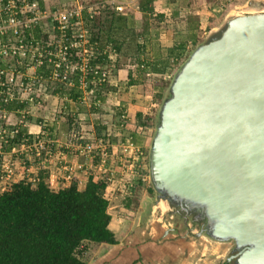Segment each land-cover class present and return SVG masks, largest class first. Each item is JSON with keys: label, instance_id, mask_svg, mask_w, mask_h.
<instances>
[{"label": "water", "instance_id": "1", "mask_svg": "<svg viewBox=\"0 0 264 264\" xmlns=\"http://www.w3.org/2000/svg\"><path fill=\"white\" fill-rule=\"evenodd\" d=\"M148 167L197 235L234 243L224 264H264V12L230 16L175 71Z\"/></svg>", "mask_w": 264, "mask_h": 264}, {"label": "crops", "instance_id": "2", "mask_svg": "<svg viewBox=\"0 0 264 264\" xmlns=\"http://www.w3.org/2000/svg\"><path fill=\"white\" fill-rule=\"evenodd\" d=\"M38 1H42L43 7H52L50 0ZM73 1L76 2L74 4H80L77 3V0H56V4L54 5L62 7L66 3ZM112 1L123 4L125 11L123 10L120 13L113 11L115 14H121L125 17V28L131 35L133 22L136 24L140 20L141 26L144 20L147 24L146 34L150 36L149 40L144 41L140 38V42L136 41L142 44V46L135 57H131V53L126 55L129 58V62L127 63L129 65H126L125 68H117L114 63L115 78L112 79L111 85L117 84L118 80L126 84L128 83L127 85L130 87H135L141 80V77L146 74L163 76L164 74H168L169 71L172 72L177 67L176 62L184 60V57H187L196 46L203 43L205 38L214 35L224 25L226 20L231 16L233 9L238 7V3L240 2V0L229 2L227 0H153L150 5L152 12L147 14H143L138 9L139 0H96L94 2L85 1L83 3L94 4L100 8L102 5H107L108 2ZM251 1L246 0L249 3ZM58 8L52 7L50 10ZM129 10L131 12H128ZM86 16L88 17V14L84 10L82 13L84 21ZM116 30L118 29L114 28V31ZM114 31H110L109 37L114 38L116 41L119 40V43L123 42L124 45L130 42L127 38L124 40L117 39L113 35ZM153 35H155L154 40L151 38ZM107 38H104L103 42L108 40ZM102 45L104 44L102 43ZM138 64H141L140 66H143V68L139 67ZM152 68L155 71H150ZM37 73L40 74L38 71ZM72 77L73 75L71 79ZM130 77L133 80L135 78L137 82L130 84ZM72 84V86L67 85V88H69L67 91L70 90V92L65 91L62 94L63 90L61 89H58L59 92L56 91L57 93L51 92L52 95L48 97L46 105L47 109L49 108V113L44 116L54 117L49 118L46 123L42 120L44 117L42 110L32 109L30 111V132L34 134L41 132L40 135L42 133L47 134V145L51 147L55 157V161L53 160L54 162L49 167L48 172V174L50 173V177L52 176L51 178L55 181L54 184L53 180L50 181L55 189L68 186L72 179L78 182L79 188H83L88 178L95 173V170H92L91 167L97 163L93 160L94 158L83 155L84 153L80 151L78 146L70 147L69 140L71 133H69V125L71 126V123L69 117L71 116L75 120V123H77L76 128L83 131L84 136L101 140V137H97L95 129L92 130L95 122L90 121L92 116L96 114V111L92 110L94 102H83L81 100L82 91L77 81L73 83L72 80ZM72 91L76 95L70 96ZM108 93L106 92L105 95L99 97V101H102V106L99 109L105 108L106 104H108L110 111V108H113L117 112L122 109L124 119L127 121L123 127H120L116 123L117 118H114L116 112L111 115V120L113 121L112 131L116 140L108 150L112 157L114 151L120 148L118 144L121 141H126V144L135 143V140L138 139V134L141 136L140 139L145 138L146 131L139 130V127L137 128L136 126V114L142 113V111L139 109L134 110L136 109L134 105L141 104V102L135 100L133 103L131 96L126 95V93L122 97H119L118 100L113 99L111 95L108 96ZM59 102L62 110L58 109L56 104L55 108L50 105ZM94 106L98 108L97 105ZM108 108L106 106L105 109ZM52 111H56V115ZM57 113H62V115H57ZM109 128L106 129L105 136H109V132L112 133ZM127 128H130V131ZM23 129L25 130L26 128ZM83 129H87L86 131L89 133H85ZM120 135L121 137H119ZM118 139L120 141H117ZM143 143L145 142L142 139L137 142L138 145L135 144L145 152V145ZM44 161V157L29 158L24 165L17 164L15 180L18 181L25 178L30 180L33 174L39 176L37 171L40 174L42 170L39 171V169H45ZM78 161L83 163L82 168L73 174L72 179L69 180L66 172L63 171V167L65 164L77 163ZM130 161L128 160V163ZM113 167L110 166L111 176L119 174L116 170L112 171ZM61 171L62 174H60ZM126 174L129 175L127 172ZM130 175L133 177L132 184L129 182L125 184L126 191H122L124 192L123 197L119 196L118 189L114 190L113 184H108L105 189V197L109 201L108 210L111 215L108 228L114 234L116 243H102L91 246L86 254L85 264H224L227 248L221 244L223 242L214 241L203 234H196L194 237H190L178 230H173L176 232L175 234H169V230L172 228L166 225L155 227L151 224L148 226L144 222H140L139 218L130 219V216L125 215L124 211L129 214L130 212L127 211L130 208L129 206H122V201L128 197H136L133 196V192L139 180L137 173Z\"/></svg>", "mask_w": 264, "mask_h": 264}, {"label": "built area", "instance_id": "3", "mask_svg": "<svg viewBox=\"0 0 264 264\" xmlns=\"http://www.w3.org/2000/svg\"><path fill=\"white\" fill-rule=\"evenodd\" d=\"M107 5L115 12H123V4L112 1ZM96 8L94 4L80 3L50 10L40 8L36 0H0V192L16 182L17 164L24 165L29 158L46 159L53 153L47 142L38 136L40 133L30 132L27 126V116L32 109L49 113L46 102L55 89L53 84L72 86L71 76L75 74L82 91L81 100L91 102L97 98L94 105H99L96 92L110 83V73L114 68L91 62L105 54L109 60H113L116 52L111 43L98 46V42L92 39L93 29L89 28L90 25L87 27L82 18L84 10L92 18ZM11 101L27 102L28 107L19 112V119L12 120L1 106V103ZM48 119V116L42 118L44 123ZM23 128L26 129L21 133ZM79 135L70 136V147L78 146L82 153L92 152L94 146L91 144L80 146L74 143ZM80 139L82 136H79ZM8 146L10 149L5 151L4 148ZM123 150L131 154L126 158L127 161L131 160L129 169L132 167V174L137 173L140 179L144 151L140 147L134 148L131 143L124 145ZM104 153L106 157L95 166L101 174H106L110 182L111 163H107L106 148ZM67 171V178L71 179L74 170L70 167ZM30 181L35 184L38 176ZM49 184L54 188L52 183Z\"/></svg>", "mask_w": 264, "mask_h": 264}, {"label": "trees", "instance_id": "4", "mask_svg": "<svg viewBox=\"0 0 264 264\" xmlns=\"http://www.w3.org/2000/svg\"><path fill=\"white\" fill-rule=\"evenodd\" d=\"M36 1L40 8L51 9L43 7L42 1ZM152 1L139 0L140 12L151 13ZM113 10L110 5H102L95 9L92 18L85 17L87 27L90 25L89 28L93 29L92 39L98 42V46L103 47L102 43L104 45L111 43L116 52L113 60H109L105 54L93 60L91 64H108L113 67V63L118 61L123 42L119 43V40H114L108 34L114 31L117 24H123L125 17L115 14ZM145 22L143 20L138 30L133 22L131 33L135 47L134 51L130 52L131 57H135L142 46L136 41L140 38L144 41L149 40L150 36L146 34L147 24ZM106 37L108 40L103 42ZM186 58L185 56L184 60ZM184 60L176 62L177 67ZM140 65L138 64L143 68ZM153 70L155 71L154 68L150 71ZM72 80L73 83L76 82L77 75L74 74ZM129 82L134 84L137 80L130 77ZM58 89L63 90L62 94L65 91L70 92V90L67 91L69 88L61 83L53 90L54 93H57ZM71 95H76V93L72 91ZM96 96L99 100L100 91L96 92ZM26 103L11 101L8 104L1 103V106L10 114L12 120H16L20 118L19 112L28 107ZM92 106V110L97 114L99 107L95 108L94 104ZM123 115L122 111L114 114V118H117L116 123L120 127L127 123ZM30 117V115L27 116V119L31 120ZM136 119L137 128L146 131L148 126L145 121H142V114H136ZM94 124L97 126L95 132L99 138L101 130L106 131V127H99L98 123ZM23 130L21 129L20 132L24 133ZM9 146L4 150L8 151ZM144 172V170L139 171L143 175ZM141 174L139 180L143 181ZM48 177V171L43 170L35 184L25 178L10 183L6 190L0 192V264H85L86 254L91 246L116 243L114 234L108 228L111 215L108 210L109 201L105 197V189L108 185L107 176L97 180L90 176L83 188H79L78 182L72 179L68 186L60 189L52 188Z\"/></svg>", "mask_w": 264, "mask_h": 264}, {"label": "rangeland", "instance_id": "5", "mask_svg": "<svg viewBox=\"0 0 264 264\" xmlns=\"http://www.w3.org/2000/svg\"><path fill=\"white\" fill-rule=\"evenodd\" d=\"M52 7L55 8H63L60 5H54L56 4V0H50ZM85 1H89V2H94L96 0H77V3H83ZM70 2V1H69ZM239 2V1H238ZM237 2V3H238ZM72 3V4H71ZM71 3H66L65 6H74L76 4V2H71ZM69 4V5H68ZM84 4V3H83ZM87 5V4H85ZM50 6V8H52ZM58 8V9H59ZM124 10V9H123ZM125 11V10H124ZM128 12H131L130 10ZM259 12H264V0H252L250 3L246 2V0H240V2L238 3V7H235V9H233V11L231 12V16H237V15H246V14H255V13H259ZM133 16H135L134 13H132ZM135 20V19H134ZM139 23H136V29H139V25H140V20H138ZM135 23V22H134ZM120 24V23H119ZM117 24L115 26L116 31H114L113 35L120 40H124V39H129L130 42L129 44L127 43L126 45H122V51L118 56V61L116 64L117 68H125L126 65L129 62V58L126 57V55L130 54V52L132 53L134 51V40L132 35L128 32V30H126L125 28V24H121L119 25ZM155 35L151 36V38L154 40ZM213 36V35H211ZM211 36L207 37L204 39V41L208 40ZM132 41V42H131ZM140 42V39H139ZM115 58V57H113ZM112 60V59H111ZM115 62V63H116ZM183 63V62H182ZM114 64V63H113ZM181 65V64H179ZM179 67V66H178ZM178 67L174 68L171 71L168 72V74H164L163 76H159V75H150V74H146L143 77H141V80L136 84L135 87H130L129 85H127L124 82L118 81L117 80V84L111 85L112 83V79L115 78V73L112 70L110 73V77H109V84L107 83L106 85L102 86L100 89V95L103 96L105 95V93H108V96H112L113 99L118 100L119 97H122L123 95H130L132 98V102L134 103L135 100L141 102V104H137L134 105L136 106L134 110H141L142 111V121H145L146 125L148 126V128L146 129V133H145V138H141L140 139V134H138V139L135 140V143L137 144L138 141H141L143 139V143L145 146V152H144V157L142 160V167L140 170H144V175L141 174L143 176V181L138 180L137 181V185L135 187V190L133 192V196L136 197H132V198H126L124 201H122L123 203L121 204L122 206H129L130 210H128V213L124 214L127 216H130L129 218L132 219H138L140 220V222H144L146 225L150 226L151 224L155 227H162V225H166L169 228H172L171 230H169V234H175L176 232L173 230H178L181 231L182 233L187 234L190 237H194L196 235V233L199 231V224H192L189 223L188 218H185V215L180 214L178 212H176V208L172 207L170 204H168L166 201H162L157 197V193L154 191L152 184L150 182V178H149V167H148V153H149V147H150V142L152 139V136L154 134V130H155V123H156V117H157V113L159 110V107L161 105V102L163 101V99L167 96L168 93V87L169 84L171 82L172 76L175 73L176 69H178ZM56 84H53V87H55ZM102 101H99V105L97 107H101L102 106ZM49 104V103H48ZM56 104V106L58 107V109L62 110L61 104L59 103H53L50 104L52 107H54ZM47 105V102H46ZM108 108V104L105 105V108ZM55 108V107H54ZM100 109L98 111V113L94 116H92L90 121H94L95 123L99 124V127L105 126L106 129L108 127H110L109 129L111 130L112 133L109 132V136H105V130H101V139H103L102 141L99 139H92L90 136L87 138L86 135L84 136V133H82L83 131L79 130L76 128V124L75 120L72 119V121H70L71 126L69 125V133L70 136L72 134H77L79 136H82V139L79 140V136L76 137V140L74 141V143L76 145H80V146H84L86 144H91L92 146V152H83L85 156L87 157H92L94 158L93 160L97 162V164L99 163V161H101V159L103 160L106 156L104 153V149L106 148V152H107V163H111L110 166L115 165L112 171H115L119 174L112 176L111 177V181H108V184H113V188L114 190L119 191V196L124 195V192L126 191V183L129 182L132 184V178L130 174H132V167L129 169L128 168V161L126 158H128V155L131 156V154H128V152H124V145H126V141H121L118 145L120 146V148L116 151H114V155L111 157L110 153H109V148L111 145L114 144V142L116 141L114 138V134L112 131V124L113 121L111 120V115L114 114L115 112H117L116 110L114 111L113 108H110L111 111L108 109ZM142 108V109H141ZM57 110V109H56ZM119 111H122V109H120ZM44 111H42L43 113ZM52 113L56 115V111H52ZM45 114V113H44ZM43 114V116H44ZM46 115V114H45ZM57 115H62V113H57ZM54 116H49L48 118H53ZM69 119H71V117H69ZM78 122V121H77ZM74 123V124H73ZM91 123V122H90ZM29 130H30V126L31 124L27 125ZM96 125L94 124L92 127V130L95 129L96 131ZM130 128H127V130H129ZM84 130V129H83ZM87 130V129H86ZM85 131V133H89L88 131ZM130 131V130H129ZM41 133V132H39ZM37 133V134H39ZM104 135V136H103ZM39 137H42L44 139V141H47V134L42 133V135H38ZM84 136V137H83ZM86 137V138H85ZM121 137V135L119 136ZM71 139V137H70ZM117 141H120V139H118ZM81 142H84L81 144ZM105 145H103L104 143ZM66 143V142H65ZM68 143V142H67ZM72 143V142H71ZM133 144V142H131V144L133 145V147H138L136 144ZM73 144V143H72ZM111 151V149H110ZM132 154H135V150L132 151ZM82 155V154H81ZM91 158V159H92ZM7 159V158H6ZM47 160V161H46ZM55 161V157L54 154L52 153L51 157L46 158L44 161V168L45 169H39V171H43V170H47L49 172V167L52 166V163ZM95 162V163H96ZM128 163V165H127ZM96 164V165H97ZM83 163H80L79 161L77 163H71V164H65L63 167V171L66 172L67 176L69 175V172L67 171V168L72 167L73 168V172L71 174V177L73 174H75L76 172L80 171L82 168ZM109 165V164H107ZM78 166H80V168L78 169ZM99 166V165H98ZM116 167V169H115ZM117 167H119L117 169ZM35 168V167H34ZM92 170H95V173L93 175V178L95 180L97 179H104L106 178V174H101L100 171L98 169H96V166H92L91 167ZM16 170V169H15ZM91 171V170H90ZM130 171V172H129ZM129 173V175L126 174ZM37 174L39 175L38 171ZM60 174H62V171L60 172ZM139 174V177H140ZM37 175L33 174L31 176V178L36 177ZM52 177V176H51ZM50 177V173H49V183L51 180H53V184H54V179ZM69 180H71L70 178H68ZM130 179V180H129ZM68 180V181H69ZM129 180V181H128ZM2 185V182H0V186ZM124 190V192H122ZM137 213V214H136ZM177 217V218H176ZM183 218V219H182ZM185 218V219H184ZM182 220L185 222V224L182 223ZM188 228V229H187ZM223 246H225L227 248L226 252L227 254L224 257V260H226V258L228 256H230L231 254H233V248H234V243L232 241H227V242H223L221 243ZM228 264H233L232 261H230Z\"/></svg>", "mask_w": 264, "mask_h": 264}, {"label": "flooded vegetation", "instance_id": "6", "mask_svg": "<svg viewBox=\"0 0 264 264\" xmlns=\"http://www.w3.org/2000/svg\"><path fill=\"white\" fill-rule=\"evenodd\" d=\"M176 212H178V213H180V214H183L181 211H178V210H176ZM183 215H185V214H183ZM177 218V217H176ZM183 219V218H182ZM185 219V218H184ZM182 223L183 224H185V222L182 220ZM190 223V222H189ZM201 225V224H200ZM233 261V260H232Z\"/></svg>", "mask_w": 264, "mask_h": 264}]
</instances>
